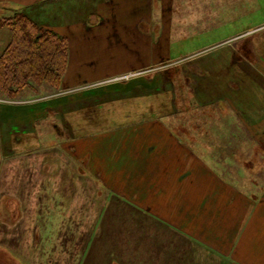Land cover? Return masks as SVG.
<instances>
[{"label":"rangeland","instance_id":"1","mask_svg":"<svg viewBox=\"0 0 264 264\" xmlns=\"http://www.w3.org/2000/svg\"><path fill=\"white\" fill-rule=\"evenodd\" d=\"M124 5L128 7L129 2L124 0ZM151 6L150 21L146 18V28L150 30V34L142 35L138 41L147 53L151 52L150 66L130 69V65L120 64L118 61L128 56L133 59L135 56L124 48L119 50L118 55L116 48L107 50L104 47L107 43L105 37L97 41L103 42V47L94 45L96 51H93L94 55L91 53L93 59L89 56L90 52L86 56L82 55L78 44L74 43L78 66L74 67L76 75L71 81L62 83L60 87L49 84L27 87L14 98H9L0 91V104L44 95H67L70 103L65 98L63 101L66 105L60 104V110L57 109L55 113L49 110L52 115H48L46 107L57 103V97L51 98V104L45 103V100L10 104L11 107L4 105L2 107L9 111L4 114V118L9 121L20 119L23 122L37 120L41 140L48 137V127L56 136L57 132H62L57 131L52 122L64 121L69 126L67 135H70L71 142L74 143L80 138H87L86 136L113 131L112 128L120 129L121 124H126L132 119L131 112H135V109L138 110V107L144 104L146 107L150 105L153 118L163 120L170 126L172 121L175 127L179 121L180 125L183 123L189 131H193L199 123L203 124L207 120L215 119L216 123L218 122V118L222 117V110L226 108L221 97L231 96L232 99L228 100L240 107L246 104L257 107L259 103L262 104L258 97L264 92L261 93L264 86V0H152ZM42 7L44 14H48L47 5L43 4ZM9 15L11 12H3L0 17ZM136 25L143 26V20L137 18ZM93 62L95 65L92 66ZM79 75H82V78H79ZM208 101L212 102L206 103V106L216 105L215 117L207 113L203 115L201 110H196L202 102ZM228 105L233 107L232 103L228 102ZM162 113L170 114L163 116ZM145 114L138 112L135 118H148L149 114ZM249 114L235 113V116L250 120L252 115ZM179 129L176 130L181 136L190 138L185 130ZM19 130L15 125L10 130L13 137L7 138L9 145H3V152L0 147V165H4L3 169H6L8 174L15 173L16 159L22 154L21 149H24L25 156L36 150L33 149L36 139H32L34 135L31 131L24 138V145H15L14 132L22 136L27 134ZM171 131L176 136L175 129L171 128ZM123 132L119 130L116 135L123 137L128 134L125 131L123 135ZM112 133L110 136L115 138ZM196 133L199 138L208 136L205 128H200L199 131L196 129ZM261 133V139H264V129ZM47 142L42 141L43 144ZM41 148V153L46 156L57 151L48 146ZM258 149L257 161L251 160L252 169L245 170L242 165L244 161L236 162L237 167L233 169L230 177L232 182L238 184L242 191L254 200L264 197V144L258 146ZM94 155L92 150L86 152L84 157H76L77 160L72 158L74 163L76 161L77 170L73 169L76 172L71 190L74 192L76 189L81 198V201L76 202L78 204L75 208H78L82 201L88 206L79 210L81 218L74 215L78 214V211L57 210L56 216L59 212H66L67 220H62L59 226L43 225L50 214L55 215L52 208L48 209L52 207L51 196H46L47 199L44 197L46 200L43 199V203H35L34 198L38 199V196L29 191L30 178L25 180L28 192L23 196L9 197L6 207L0 208V232L4 229L0 235V264H112L115 259L112 241L117 238H114V233L121 235L119 229L124 231L128 222H136L141 216L159 218L155 210L142 209L137 205L136 208L126 206L128 199L122 196V189L127 186L120 183V188L115 189L112 188V182L107 183L104 178L97 176ZM31 164V161L24 163L29 172ZM240 171H243L244 175H240ZM76 180L79 181L78 184ZM1 181L5 185L14 184V180H11L12 184L10 180L6 183L0 178V189ZM10 191L13 190L8 192ZM36 204L40 205L38 209L34 208ZM118 207H121L119 212ZM143 213H146V216H143ZM127 217H131L132 221H128ZM171 228L172 233H179L184 238L181 242L184 250L182 263L198 264L196 256H202V249L198 246L197 248L185 235L184 229ZM165 244L173 250L176 248L174 240ZM155 247L157 246H152ZM63 251H66L65 256ZM200 251L202 253H199ZM116 258L119 262L118 255ZM205 264H208L207 261Z\"/></svg>","mask_w":264,"mask_h":264},{"label":"crops","instance_id":"2","mask_svg":"<svg viewBox=\"0 0 264 264\" xmlns=\"http://www.w3.org/2000/svg\"><path fill=\"white\" fill-rule=\"evenodd\" d=\"M127 1L128 7L124 5V0H0V6L23 9L41 26L68 37L69 64L63 79V83L66 84L76 75L74 67L78 66L74 43L78 44L82 55L86 56L90 52L89 56H92L91 53L93 51L95 53L96 46L104 45L103 42L97 41L105 37L107 43L104 47L107 50L116 48L118 55L119 50L124 48L135 56L133 59L128 56L122 61H118L117 56L116 59L120 64L130 65L129 67H132L130 69L152 64L151 52L147 53L143 45L138 43L142 35L150 34V30L146 28L148 24L146 18L148 17L150 21L152 0ZM43 4H46L49 10L46 15L42 9ZM137 18L143 20V26L136 25ZM10 40L11 31L0 27V55ZM93 65L95 62L92 63ZM79 78H82V75H79ZM263 91L264 86L261 93ZM59 96L44 95L0 104L2 152L3 145H9L8 136L13 137L10 130L15 125L18 126L19 131L27 133L22 136L14 132L16 146L25 144L24 138L28 136L29 131L34 135L32 139H36L33 143L35 152L25 156L24 149H21L22 154L16 159L15 173L8 174V171L3 169L4 165L3 167L0 165V178L6 183L8 180H14V184L11 181L13 186L8 183L5 185L1 181L0 208L6 207L9 197L23 196L28 192L25 180L30 178L29 191L38 196V199L34 198L35 203H43L44 197L51 196L52 207L47 208H52L55 215L50 214L43 225L59 226L62 220H67L66 212H59L56 216L57 210L78 211V214L74 213V215L81 218L82 214L79 210H84L88 206L82 201L79 207L75 208L78 204L76 202L81 201V198L76 189L74 192L71 190V185L75 182L74 173L77 170L76 161L74 163L72 158L77 160L76 157H84L86 152L93 150L95 154L93 160L97 164L96 175L104 178L107 183L112 182V188H120V183L127 186L126 189H122V196L128 199L126 206L137 205L142 209L155 210L159 216L152 218L143 213L146 217L141 216L136 222H128L132 219L127 217V227L124 231H121L122 228L119 229L121 235L119 233L113 235L114 238L117 237L112 241V253L115 256L113 257L117 259L118 255L120 260L118 262L114 259L112 264H183L184 250L181 242L184 238L179 233H172L171 227L184 229L185 235L196 247L202 249L203 253L199 252L202 256H196L198 264H205L206 261L208 264H264V197L254 200L230 178L233 169L237 167L236 162L244 161L243 168L247 171L252 169L251 160L257 161L258 146L264 144V139H261V130L264 129V92L258 97L262 104H258L257 99V107L253 104L240 107L228 100L232 99L231 96L221 97L226 108L222 110L223 114L218 118V122L216 123L215 119L207 120L194 128L195 131L205 128L208 136L203 138H199L194 130L189 131L183 123L180 125L178 120L179 124L175 127L172 121L170 126L163 120L153 118L150 105L146 107L144 103L143 106L138 107V110L131 112L132 119L126 124H121L120 129L112 128L113 131L86 136L87 138H80L74 143L71 142L70 135H67L69 126L64 121L52 122L57 131L62 132H57V137L48 127V140L43 139L48 142L43 144L39 126L36 124L37 120L23 122L20 119L9 121L4 118V114L9 112L2 107L4 105L11 107L10 104L45 100V103L51 104L53 101L51 98L57 97L56 100H59L57 103L46 107L48 115H52L49 110L55 113L60 104L66 105L63 101L65 98L70 103L67 95ZM209 102L212 101L202 102L200 108L196 110H201L203 115L207 113L215 117L216 105L206 106L205 104ZM228 102L232 103L233 107H230ZM42 111L45 112L44 109ZM138 112L144 114L147 112L149 117L136 119L135 114ZM235 113L242 115L250 113L252 118L245 120L242 116H235ZM162 114L164 116L170 113ZM171 128L175 129V132L177 128H180V131L185 130L190 138H184L179 132L176 133V136L179 135L176 137ZM119 130L128 134L118 137L116 134ZM112 132L115 138L110 136ZM43 146L52 147L57 151L47 156L43 155L41 153ZM30 161L31 172L24 166V163ZM240 172V175H244L243 171ZM78 183L79 181L76 180V184ZM10 189L13 191L8 192ZM39 207L40 205L36 204L34 208ZM120 208H117L118 212ZM169 240L175 241L174 250L166 246L165 242ZM152 246L157 247L152 248ZM65 254L66 251H63L64 256Z\"/></svg>","mask_w":264,"mask_h":264},{"label":"trees","instance_id":"3","mask_svg":"<svg viewBox=\"0 0 264 264\" xmlns=\"http://www.w3.org/2000/svg\"><path fill=\"white\" fill-rule=\"evenodd\" d=\"M0 27L11 31V40L0 55V91L14 98L27 87L49 84L60 87L69 64L68 37L45 28L23 9L0 6Z\"/></svg>","mask_w":264,"mask_h":264}]
</instances>
